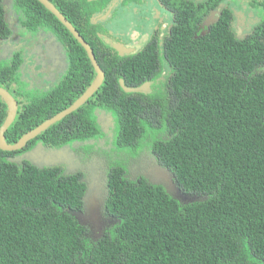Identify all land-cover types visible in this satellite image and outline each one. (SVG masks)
I'll return each mask as SVG.
<instances>
[{
    "label": "trees",
    "instance_id": "obj_1",
    "mask_svg": "<svg viewBox=\"0 0 264 264\" xmlns=\"http://www.w3.org/2000/svg\"><path fill=\"white\" fill-rule=\"evenodd\" d=\"M49 1L90 45L106 77L85 105L24 149L0 150V264H264V17L249 40L236 38L230 9L200 35L206 12L222 0L199 8L185 2L184 13L174 2L177 23L163 48L171 75L151 94L126 93L120 80L138 88L162 75L156 47L150 42L142 53L120 57L101 41L103 28L92 17L114 0ZM130 2L140 0L123 6ZM3 4L20 14L32 36L53 32L70 49L67 74L43 93L20 79L21 58H0V86L12 95L23 90L26 102L6 132L7 143L15 144L70 107L95 71L37 0H0V45L11 34ZM6 111L0 100V127ZM108 129L123 154L110 153L108 182L100 181L97 194L108 195L107 209L118 222L94 237L74 215L90 197L87 168L80 160L70 169L36 165L31 153L64 150L91 159ZM144 155L172 172L181 200L151 184L148 168L129 179L130 169H143Z\"/></svg>",
    "mask_w": 264,
    "mask_h": 264
},
{
    "label": "flooded vegetation",
    "instance_id": "obj_2",
    "mask_svg": "<svg viewBox=\"0 0 264 264\" xmlns=\"http://www.w3.org/2000/svg\"><path fill=\"white\" fill-rule=\"evenodd\" d=\"M113 2L106 10L94 14L92 22L93 20L98 21V24L102 26L104 34L100 39L106 46L124 45L127 49H132V53H125L124 57L142 53L150 42L152 43L153 48L156 47V50H158L162 59L160 64L162 75L154 82H147L150 83V88H145L146 90L144 89L143 93L151 94L167 82V77L171 75L170 73L172 72L171 67L165 62L166 56L163 52V48L177 23V16L174 10L176 7L173 3L175 2L177 8L184 13L186 9L185 2H194L199 8L200 4L205 3L206 6L210 1L168 0L167 3L163 4L160 0H140V3L138 4L130 2L126 6H123V1H121L118 6L115 7L112 6ZM263 2V0H222L215 6L210 5V7H213L206 12L204 18L199 24V27L197 28L199 31L198 34L205 35L209 33L211 28L219 22L222 12L230 9L233 12V20L230 22V25L236 38L240 41L249 40L255 36L256 29L263 20L262 17H260ZM110 7H112L110 16H106ZM240 9L246 10L244 13H241L238 11ZM4 10L5 12L7 10L5 18L8 16L6 21L10 27L11 34L1 42L0 58L8 61L13 55L18 56L17 58H21L23 63H21L22 65H19V69L21 68L20 79L29 85H27L28 89L39 92H49V90L53 88L68 72L69 64L67 55L70 50L68 44L62 43L61 40H58L53 32L50 33L44 30H39L35 35L36 37L32 36L25 27V29L16 27V24L21 22V19L16 23L11 22L12 19L10 16L12 10L10 6L6 7L5 5ZM188 12L192 14L193 9H189ZM16 15L20 14L16 13ZM239 29L241 30L240 33L238 32ZM34 60L39 62V65L41 66H45L44 60H46L45 63L55 68L54 72L45 78L43 76V70L40 69L38 63ZM32 68H34V70H32ZM31 75H37V78H32ZM22 91L23 90L13 91V96L18 100L19 110L22 105L26 103L25 98L20 95ZM111 126L113 127L112 124ZM112 130L113 129H108L109 133L100 142V144L103 145L100 146L102 150L94 153L95 155H110V152L112 154L116 153L114 150L115 147L112 145ZM119 153L123 154L122 152ZM117 156L120 157V155ZM82 159H85V157ZM113 159L115 158L113 157ZM109 161L111 160L107 158L103 160L98 178L93 174L90 175V171L88 170L90 168V170H92L91 173H93V160L88 159L87 161H81L82 165L87 168L86 172H84L87 175V178L90 176L89 185L93 195H95L99 189L96 184L99 185L101 180L104 181V184L108 182ZM103 165H106L104 170ZM77 171H81V168L77 169ZM144 171L145 170H141L139 172L137 168L136 172H134L130 169L129 174L132 175V178L129 179L136 180L138 175L142 173L144 174ZM81 173L83 174V172ZM108 225L113 224L106 222L105 229ZM90 232L95 237L97 230L90 229Z\"/></svg>",
    "mask_w": 264,
    "mask_h": 264
},
{
    "label": "water",
    "instance_id": "obj_3",
    "mask_svg": "<svg viewBox=\"0 0 264 264\" xmlns=\"http://www.w3.org/2000/svg\"><path fill=\"white\" fill-rule=\"evenodd\" d=\"M41 3L47 11H49L52 15H54L58 21L70 32L73 38L79 43V45L85 50L88 59L93 66L95 71V78L91 85L86 89V91L67 109L63 110L62 112L58 113L54 117L46 120L42 124H40L35 129L29 131L25 135H23L15 144H8L6 141V132L10 128V126L14 123L18 110L19 104L18 100L4 87L0 86V100L6 105V118L3 124L0 127V150L4 152H17L24 149L29 142L36 139L39 135L47 131L51 126L55 125L56 123L60 122L67 116L71 115L75 111L79 110L83 105H85L100 89L104 80H105V72L101 69L100 65L98 64L94 51L90 47V45L80 36L77 30L72 26V24L67 20V18L52 4L49 0H37ZM123 0H115L112 6H118V4ZM112 7L106 13V16H110ZM104 17V16H103ZM102 17V18H103ZM111 48L119 53L120 57H124V54L132 53V49L129 50L124 45H111ZM40 69L44 66L39 65ZM120 87L126 93H143L145 88H150V83H146L141 87L138 88H131L125 85L123 80H120ZM146 90V89H145ZM37 157L36 165L44 164L46 166H67L69 169L72 166L74 160H72L68 155L67 152L64 150L60 151H51L49 150L46 153L37 152L31 153ZM29 154V156H31ZM68 158L66 163L57 160V158ZM32 160V157H31ZM92 172V170H90ZM172 172L168 169L160 168L159 165L153 170L149 171V176L146 175V179L153 185H162L165 187L168 194L174 196L176 199L181 200L180 194L182 193L177 185L173 182ZM88 189L90 191V197L88 198V194L84 197L85 209L88 213L76 212L74 213L75 216L80 218L85 224L89 221L97 222L99 220L100 208L102 206L101 197L99 194L93 195L91 192V187L88 184ZM99 187V185L96 184Z\"/></svg>",
    "mask_w": 264,
    "mask_h": 264
},
{
    "label": "rangeland",
    "instance_id": "obj_4",
    "mask_svg": "<svg viewBox=\"0 0 264 264\" xmlns=\"http://www.w3.org/2000/svg\"><path fill=\"white\" fill-rule=\"evenodd\" d=\"M245 10L246 9H244V10H238V11H240L241 13L243 12H245ZM248 11H249V9H248ZM260 17H264V14H260ZM12 23H13V20L15 19V13L14 14H12ZM128 24V23H127ZM238 32L240 33L241 32V30L239 29L238 30ZM16 57H18V56H16ZM34 61H36V60H34ZM37 62V61H36ZM45 62H46V60H44V64H45ZM38 63V66H39V62H37ZM52 68L53 67H51L49 64H45V66L41 69V70H43V76L45 77V78H47L48 76H50L53 72H54V70H52ZM32 70H34V68H32ZM65 76V75H64ZM63 76V77H64ZM62 79V78H61ZM30 92H32V93H34L33 91H30ZM36 92V91H35ZM41 92V91H40ZM41 93H43V92H41ZM37 94L38 95H40V93L39 92H37ZM106 117V116H105ZM105 120H106V122H105V124H110L111 123V121L110 120H108V119H106L105 118ZM104 143V142H103ZM102 143V144H103ZM112 145H113V143H112ZM101 146H103V145H101ZM115 150V154L114 155H119V153H118V151H117V149H114ZM111 153V152H110ZM147 155V154H146ZM72 160H74V161H78V160H80V161H84V160H82V159H77L74 155H71V156H69ZM105 158H107V159H109V160H112L113 159V156L110 154V155H95L94 157H92L91 159L93 160V173H91L90 172V175H92V174H94V176L96 177V178H98V176L100 175V167H101V165H102V163H103V160L105 159ZM142 158L144 159V161H142L139 165L143 168L142 170H146L147 168H148V170L150 171V170H153L155 167H156V164H154V163H149V161H147V158H145V155L144 156H142ZM57 160H60V161H62V162H64V163H66L67 161H68V158L67 157H65V158H57ZM88 159H86L85 161H87ZM118 161V160H117ZM85 177L87 178V175H85ZM129 178H132V175L130 174V176H128ZM87 184H88V182H87ZM77 217V216H76ZM78 218V217H77ZM78 220H80V222L81 223H83V224H85V222L84 221H82L80 218H78Z\"/></svg>",
    "mask_w": 264,
    "mask_h": 264
},
{
    "label": "clouds",
    "instance_id": "obj_5",
    "mask_svg": "<svg viewBox=\"0 0 264 264\" xmlns=\"http://www.w3.org/2000/svg\"><path fill=\"white\" fill-rule=\"evenodd\" d=\"M115 1V0H114ZM124 1V0H123ZM113 2V1H112ZM3 6L5 7V5L3 4ZM8 5H6V7H7ZM15 12H13L12 11V14H14ZM7 14V10H6V12H5V15ZM12 14H11V16L10 17H12ZM6 18H8V16L6 17ZM12 19V18H11ZM21 19V16L20 15H16V13H15V19L13 20V22H18L19 20ZM12 22V21H11ZM97 22V24H98V21H95V20H93V23H96ZM8 24V23H7ZM9 26V25H8ZM16 27H18V28H22V29H25L22 25H21V22H19V23H17L16 24ZM111 47V46H110ZM46 64V63H45ZM52 69H54V68H52ZM105 77H106V75H105ZM105 81V80H104ZM124 81V80H123ZM104 83V82H103ZM146 84V83H145ZM103 85V84H102ZM144 85V84H143ZM142 85V86H143ZM118 152H120V151H118ZM123 153V152H122ZM119 154H121V153H119ZM108 199V195L107 194H104V195H102V197H101V203H102V206H101V208H100V214H99V220L97 221V222H94V221H89V222H87L86 224H84V225H86V226H88L89 227V229H96V230H103V229H105V224H106V222H109V223H111V224H114V223H117L118 222V220L114 217V216H112L110 213H109V210L107 209V200ZM78 212H82V213H88V214H90V212L89 211H87L86 212V209H85V203H84V208L81 210V211H78ZM74 213H76V212H74ZM75 218L77 219V221L79 222V223H81L80 222V220H78V218L75 216ZM81 224H83V223H81ZM111 225H108L107 226V228L106 229H108V227H110Z\"/></svg>",
    "mask_w": 264,
    "mask_h": 264
},
{
    "label": "crops",
    "instance_id": "obj_6",
    "mask_svg": "<svg viewBox=\"0 0 264 264\" xmlns=\"http://www.w3.org/2000/svg\"><path fill=\"white\" fill-rule=\"evenodd\" d=\"M52 70H55V68L54 69H52ZM32 76V78H37V75H31ZM25 82V81H24Z\"/></svg>",
    "mask_w": 264,
    "mask_h": 264
}]
</instances>
